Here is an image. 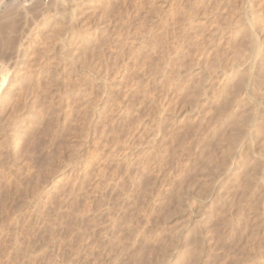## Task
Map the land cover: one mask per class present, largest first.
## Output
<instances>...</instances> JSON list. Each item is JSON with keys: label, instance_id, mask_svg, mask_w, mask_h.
I'll list each match as a JSON object with an SVG mask.
<instances>
[{"label": "rangeland", "instance_id": "obj_1", "mask_svg": "<svg viewBox=\"0 0 264 264\" xmlns=\"http://www.w3.org/2000/svg\"><path fill=\"white\" fill-rule=\"evenodd\" d=\"M0 264H264V0H0Z\"/></svg>", "mask_w": 264, "mask_h": 264}]
</instances>
